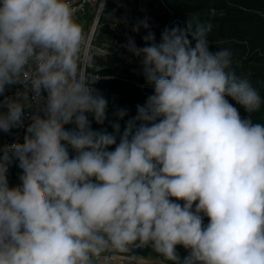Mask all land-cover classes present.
I'll return each mask as SVG.
<instances>
[{
  "label": "clouds",
  "instance_id": "9594fccd",
  "mask_svg": "<svg viewBox=\"0 0 264 264\" xmlns=\"http://www.w3.org/2000/svg\"><path fill=\"white\" fill-rule=\"evenodd\" d=\"M75 11L0 0V132L33 109L23 142L0 146V264H97L145 247L167 264H264V123L251 116L264 97L232 51H211L212 26L195 17L159 43L151 31L143 47L129 38L153 93L123 131L126 109L112 132L94 130L108 101L83 71ZM13 161L21 183L10 187Z\"/></svg>",
  "mask_w": 264,
  "mask_h": 264
},
{
  "label": "trees",
  "instance_id": "16d2710c",
  "mask_svg": "<svg viewBox=\"0 0 264 264\" xmlns=\"http://www.w3.org/2000/svg\"><path fill=\"white\" fill-rule=\"evenodd\" d=\"M81 17L79 21L89 23L92 12ZM192 17L211 24L210 50L230 49L237 75L249 79L264 97V0H106L92 39L94 48L87 71L93 77H100L93 86L108 101V118L104 125L93 121L94 130L106 128L112 132L114 112L126 109L128 115L120 121L123 131L125 122L136 115V106L143 105L153 93L143 76L139 58L132 56L125 47L128 39L132 38L137 47H143V37L151 31L159 43L165 28H184ZM145 19L149 29L140 27L134 32L133 27ZM98 48H107L111 53L104 54ZM230 102L239 109L242 118L248 116L235 101L230 99ZM251 116L254 122L264 123V105ZM89 119L92 120L91 115ZM203 222L208 223L206 216ZM177 251L182 258L188 254L182 246H177ZM131 253H151L167 264L150 247L134 248Z\"/></svg>",
  "mask_w": 264,
  "mask_h": 264
},
{
  "label": "built area",
  "instance_id": "2783aa9c",
  "mask_svg": "<svg viewBox=\"0 0 264 264\" xmlns=\"http://www.w3.org/2000/svg\"><path fill=\"white\" fill-rule=\"evenodd\" d=\"M105 2L106 0H70L72 7L75 8L76 10L74 13V19L78 18L79 15L84 16L86 15V13L92 12V19L89 23H85V21H82V26L86 25V31L83 33L85 39H84V44L81 50L82 59H83V71L85 72H88L87 67L91 66L89 61H91V54H92L91 50L94 48V46L92 45V39H93L100 15L103 11ZM98 49L104 54L111 53V50L107 48H98ZM89 74L91 75V73ZM20 88H21L20 85L9 87L5 95L14 96L16 91ZM29 106H31L30 102H29ZM32 112H33V109L31 108L26 109V117L24 120L25 127L27 126L28 123H30L29 117ZM40 114L43 115V113H40ZM25 127L14 128L12 129L10 133L0 132L1 133L0 136L2 137L0 141V146L4 144H11L14 142H23V137L25 134ZM21 171L22 170L18 167V162L13 161V163L9 166V170L7 174L9 184L16 186L19 183H21V181L19 180Z\"/></svg>",
  "mask_w": 264,
  "mask_h": 264
},
{
  "label": "rangeland",
  "instance_id": "374dc122",
  "mask_svg": "<svg viewBox=\"0 0 264 264\" xmlns=\"http://www.w3.org/2000/svg\"><path fill=\"white\" fill-rule=\"evenodd\" d=\"M79 17L83 18L80 15ZM82 29L83 31H85L86 26ZM104 255L108 256L109 259L107 261L101 259L97 262V264H165L158 257L154 256L151 253L132 255V253L125 254V253L112 252V253H105Z\"/></svg>",
  "mask_w": 264,
  "mask_h": 264
},
{
  "label": "crops",
  "instance_id": "0c3cea01",
  "mask_svg": "<svg viewBox=\"0 0 264 264\" xmlns=\"http://www.w3.org/2000/svg\"><path fill=\"white\" fill-rule=\"evenodd\" d=\"M75 20H76L77 23H79V24L82 26V21H79V17L76 18ZM82 28H83V26H82ZM83 32H84V31H83ZM69 127H71V126H69ZM1 138H2V137L0 136V141H1ZM9 186L12 187V186H14V185L9 184Z\"/></svg>",
  "mask_w": 264,
  "mask_h": 264
}]
</instances>
